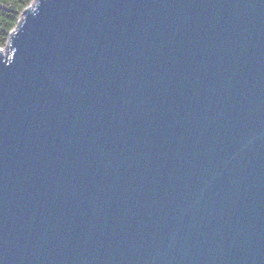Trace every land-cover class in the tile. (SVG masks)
I'll use <instances>...</instances> for the list:
<instances>
[{"label": "water", "instance_id": "95a60500", "mask_svg": "<svg viewBox=\"0 0 264 264\" xmlns=\"http://www.w3.org/2000/svg\"><path fill=\"white\" fill-rule=\"evenodd\" d=\"M0 48V264H264V0H32Z\"/></svg>", "mask_w": 264, "mask_h": 264}, {"label": "trees", "instance_id": "16d2710c", "mask_svg": "<svg viewBox=\"0 0 264 264\" xmlns=\"http://www.w3.org/2000/svg\"><path fill=\"white\" fill-rule=\"evenodd\" d=\"M32 0H0V47L4 46L9 31L17 23L22 9Z\"/></svg>", "mask_w": 264, "mask_h": 264}, {"label": "rangeland", "instance_id": "374dc122", "mask_svg": "<svg viewBox=\"0 0 264 264\" xmlns=\"http://www.w3.org/2000/svg\"><path fill=\"white\" fill-rule=\"evenodd\" d=\"M0 48H1V51H2L3 54H6V52H7V54H8L9 51H10L9 49H7V50L5 49V45L2 46V47H0ZM7 54H6V55H7Z\"/></svg>", "mask_w": 264, "mask_h": 264}]
</instances>
